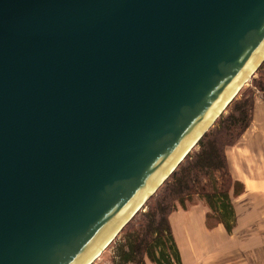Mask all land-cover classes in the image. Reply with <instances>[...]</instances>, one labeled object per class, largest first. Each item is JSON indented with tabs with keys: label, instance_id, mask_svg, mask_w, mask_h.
<instances>
[{
	"label": "water",
	"instance_id": "1",
	"mask_svg": "<svg viewBox=\"0 0 264 264\" xmlns=\"http://www.w3.org/2000/svg\"><path fill=\"white\" fill-rule=\"evenodd\" d=\"M264 62V0H0V264H92Z\"/></svg>",
	"mask_w": 264,
	"mask_h": 264
},
{
	"label": "trees",
	"instance_id": "2",
	"mask_svg": "<svg viewBox=\"0 0 264 264\" xmlns=\"http://www.w3.org/2000/svg\"><path fill=\"white\" fill-rule=\"evenodd\" d=\"M254 91L264 92V62L252 80ZM252 89L227 107L175 171L122 229L121 239L111 248V264H182L169 223L171 214L187 211L202 201L208 212L206 227L222 225L228 235L236 227L233 199L244 192L233 181L226 150L237 144L252 121Z\"/></svg>",
	"mask_w": 264,
	"mask_h": 264
},
{
	"label": "crops",
	"instance_id": "3",
	"mask_svg": "<svg viewBox=\"0 0 264 264\" xmlns=\"http://www.w3.org/2000/svg\"><path fill=\"white\" fill-rule=\"evenodd\" d=\"M253 114L252 132L226 150L232 179L244 188L232 201L236 229H207L202 204L170 215L182 264H264V101Z\"/></svg>",
	"mask_w": 264,
	"mask_h": 264
},
{
	"label": "rangeland",
	"instance_id": "4",
	"mask_svg": "<svg viewBox=\"0 0 264 264\" xmlns=\"http://www.w3.org/2000/svg\"><path fill=\"white\" fill-rule=\"evenodd\" d=\"M255 78H257V71L251 76V78L246 82V84L241 88V90L238 92V94L236 95V97H235V99L234 100H237L239 97H240V95L243 93V92H245V91H248V90H251L252 89V92H253V96H254V107H255V105H256V103L258 102H262V101H264V92H259V91H254V89H253V87H252V80L253 79H255ZM254 107H253V113H254ZM227 109V108H226ZM224 110V112L222 113V114H224V115H226L227 114V110ZM254 115V114H253ZM253 115H252V121H251V124H250V126L248 127V129L242 134V136L240 137V139H239V141L242 139V137L246 134V133H250V132H252V125H253V122H254V120H253ZM213 127V126H212ZM251 127V128H250ZM251 130V131H250ZM239 141L237 142V144L239 143ZM235 146V145H234ZM233 146V147H234ZM232 148V147H231ZM193 150H197V147H195ZM225 154H226V152H225ZM231 175V174H230ZM231 178H232V176H231ZM233 180V179H232ZM234 181V180H233ZM236 199V198H235ZM234 200V199H233ZM200 204H202L203 205V202L202 201H198V200H195L194 201V205L193 206H191V207H194V206H197V205H200ZM145 206V205H144ZM144 206H143V208L141 209L142 211H145V209H144ZM190 207V208H191ZM203 207H204V209H205V218H206V214H207V212H208V209L206 208V206L205 205H203ZM189 208V209H190ZM188 209V210H189ZM140 210V211H141ZM187 210V211H188ZM139 212V211H138ZM137 212V213H138ZM178 212H182L181 210H179V211H177V212H175V213H178ZM136 213V214H137ZM175 213H173V214H175ZM135 214V215H136ZM172 215V214H171ZM170 223V222H169ZM218 226V225H217ZM217 226H215L214 228H216ZM205 227H206V219H205ZM207 228V227H206ZM213 228V229H214ZM172 229V228H171ZM208 229V228H207ZM234 229H236V227L234 228ZM209 230H211V229H209ZM173 233V232H172ZM232 233H233V231H232ZM121 236H122V234H121V232L118 234V236L109 244V246L101 253V255L98 257V259H96L92 264H111V256H112V253H111V248H112V246H114V244L117 242V241H120V239H121ZM174 236V235H173ZM182 262V261H181ZM186 264V263H185Z\"/></svg>",
	"mask_w": 264,
	"mask_h": 264
}]
</instances>
